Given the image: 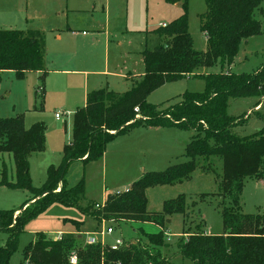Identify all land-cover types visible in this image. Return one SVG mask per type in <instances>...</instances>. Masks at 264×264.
Listing matches in <instances>:
<instances>
[{
  "label": "trees",
  "instance_id": "16d2710c",
  "mask_svg": "<svg viewBox=\"0 0 264 264\" xmlns=\"http://www.w3.org/2000/svg\"><path fill=\"white\" fill-rule=\"evenodd\" d=\"M166 2H180L183 12L154 30L163 39L152 49L142 51L144 74L122 93L108 88L87 93L85 105L73 113L71 139L62 148L61 163L47 167L41 187L31 184L29 157L45 149L44 123L35 122L25 128L21 115L0 118V153L11 155L14 171L10 180L3 165L0 185L32 194L18 212L0 209V230L9 234L5 245L0 246V264H9L17 236L25 224L53 203L79 208L96 222L119 219L163 225L164 215L183 214L185 199L178 197L166 202L163 214L149 212L146 189L180 182L197 168L202 172L214 171L216 163H220V172L216 173L219 191L215 195L220 197L222 233L206 234L204 226L200 229L203 223L195 231L187 227L181 234L186 238L177 242V253L188 264H264V217L240 211L244 179L264 178V126L251 135L239 137L231 129L241 119L227 113L230 98L252 96L264 101V64L252 73L225 69L233 64L242 43L264 34V0H204L206 9L199 20L206 38L205 52L193 48L187 0ZM44 56L42 31L0 30V73L12 71L17 78H24L28 72H39L43 81ZM216 64L221 68L218 72L206 71ZM185 76L201 78L204 90L184 93L178 103L163 109L147 102L152 90ZM140 126L193 130L194 136L185 146L189 160L160 172L144 173L129 189L108 194L102 204L82 205L84 179L67 186L64 176L69 164L101 158L107 143ZM134 233L135 243L111 250L106 244H80L79 234L54 240L38 232L24 248L19 264H72L71 252L76 255L75 264H168L160 251L165 244L163 230L146 232L139 225Z\"/></svg>",
  "mask_w": 264,
  "mask_h": 264
},
{
  "label": "rangeland",
  "instance_id": "374dc122",
  "mask_svg": "<svg viewBox=\"0 0 264 264\" xmlns=\"http://www.w3.org/2000/svg\"><path fill=\"white\" fill-rule=\"evenodd\" d=\"M175 3H169L166 0L115 1V8L119 10L116 11L112 6L114 26L111 24V28L119 30L110 32L109 38L111 42L119 41L121 46H118L117 52L114 51L113 46H110L109 52L106 51L107 55L109 53L107 70L117 73L122 71L125 75L120 78L102 77L106 81L102 87L107 86L112 91L122 93L132 86L134 78L144 72L139 52L145 48L152 49L163 39L156 35L154 30L163 22L172 21L173 12H183L182 6H176ZM205 9L204 0H187L188 31L193 48L199 52H205L207 48L199 20V15ZM122 10H125V14ZM84 30L85 33H90L87 28ZM104 52L103 48L96 52L97 56L100 55L102 69H104ZM51 55L50 52L45 58L48 65L51 63ZM262 64H264V35H257L240 45L233 64L225 69L233 73H252ZM220 69V65L216 64L206 71L218 72ZM43 85L44 80L41 81L34 72L26 74L24 78H17L12 71L0 74V118L21 115L25 128L35 122H43L46 127L44 152L34 153L30 158V178L35 188L41 187L45 182L49 165L57 166L61 163L60 145L70 141L72 128L71 118L63 113L65 108H61L57 103L66 101V104H69L72 96L54 93L50 95L51 98L48 96V103H46ZM203 90L204 81L201 78L185 76L164 82L152 90L146 100L158 109H163L178 103L184 93H197ZM55 113L61 114L60 121L55 120ZM227 113L241 119L231 129L239 137L251 135L264 126V101L258 97L230 98ZM125 134L116 139L117 145L113 141L106 144L104 151L105 155L107 154L104 155L106 159L102 157L85 164L81 161H73L69 164L64 176L66 185L70 187L81 178L84 179L82 205L102 204L108 194L129 189L131 183L144 173L160 172L169 166L189 160L185 155V146L194 136V131L191 129L176 127L158 131L138 129L128 135ZM216 164L214 171L202 172L197 168L180 182L151 186L146 189L149 212L163 214L166 202L176 200L178 197L185 199L183 214L172 212L164 215L166 223L163 225L137 224L119 219L96 222L83 214L79 208L53 203L25 224L17 236L16 250L10 257L9 264H19L23 261L24 248L35 239L38 232H43L48 239H55L57 234L62 236L79 234L81 237L78 238V243L84 245L88 234H99L104 228L110 226L113 228L112 234L96 237L106 245L113 243L116 238H122L125 244H130L137 241L134 228L139 225L146 232L163 230V234L166 233L165 244L160 251L168 264H188L177 253V242L179 238H186V235L181 237V234L187 227L195 231L199 228L197 225L203 223L200 229L204 226L205 233H222L218 206L220 197L215 195L219 191L216 173L220 172V163ZM3 165L7 169L8 178H14L13 162L9 153H0V171ZM31 197L32 194L26 190L0 185V209H14L18 212L22 203ZM240 205V211L243 214H259L264 217V180L262 183L253 177L244 179ZM75 223L79 224L78 227ZM8 236L6 231L0 230V246L5 245Z\"/></svg>",
  "mask_w": 264,
  "mask_h": 264
},
{
  "label": "crops",
  "instance_id": "0c3cea01",
  "mask_svg": "<svg viewBox=\"0 0 264 264\" xmlns=\"http://www.w3.org/2000/svg\"><path fill=\"white\" fill-rule=\"evenodd\" d=\"M115 1L117 0H0V30L32 29L44 33L45 76L43 96L46 103H48V96L51 98L50 95L54 93L64 96L70 94L72 96L69 104H66V101L57 102L61 108H65L64 115L71 118V126L73 113L85 105L87 93L100 88H108L107 86L102 87L106 82L102 77L120 78L125 75L122 71L117 73L107 70L109 65L107 58L109 53L107 55V52H109L110 46H113L115 52H117L118 46H121L119 41L111 42L109 38L110 32L119 30L111 28V24L114 23L112 6L115 8L118 5V3L115 5ZM175 4L176 6L181 5L180 2ZM115 9L116 11L119 10V8ZM122 11L125 14V10ZM173 14L175 19L181 13L176 11ZM162 24L166 23L163 22ZM112 25L114 26V24ZM84 28L90 30V33H85ZM101 48H103V51L105 50L103 56L104 69H102L100 63V55L97 56L96 53ZM143 50L139 52L142 63L141 53ZM50 52L52 53L51 63L48 65L45 58ZM34 73L39 78L40 73ZM143 74L144 72L134 80L140 78ZM60 119L55 118L57 121H60ZM138 129L158 131L163 128L140 126V128H133L125 135ZM120 137H123V135L117 138ZM64 145L65 143L62 146L60 145L59 152H62ZM104 155L105 152L102 157L106 159L107 154ZM7 157L9 159V156ZM30 158L31 156L29 157V164ZM10 180H13V178ZM263 180H260V182L263 183Z\"/></svg>",
  "mask_w": 264,
  "mask_h": 264
},
{
  "label": "built area",
  "instance_id": "2783aa9c",
  "mask_svg": "<svg viewBox=\"0 0 264 264\" xmlns=\"http://www.w3.org/2000/svg\"><path fill=\"white\" fill-rule=\"evenodd\" d=\"M164 25V24H162ZM135 110H137V108H135ZM55 118L58 120L61 118V114L59 113H55ZM96 207H98V205H96ZM113 233V228L108 226L106 228H104L102 230V232H100L99 234L98 233H90L87 235L86 239H85V244H95V243H100L102 245H105L103 243L102 240H99L96 236H105V235H110ZM164 235H166V233L164 232ZM62 238V234H57L56 238L54 240H59ZM125 244V241L122 239V238H116L115 241L113 243H111L109 246V248L111 250H117L119 249L120 247L124 246ZM69 261L70 263L72 264H75L76 261H77V258H76V255L74 252L70 253L69 255Z\"/></svg>",
  "mask_w": 264,
  "mask_h": 264
},
{
  "label": "water",
  "instance_id": "95a60500",
  "mask_svg": "<svg viewBox=\"0 0 264 264\" xmlns=\"http://www.w3.org/2000/svg\"><path fill=\"white\" fill-rule=\"evenodd\" d=\"M81 237V235H78V238H80Z\"/></svg>",
  "mask_w": 264,
  "mask_h": 264
}]
</instances>
